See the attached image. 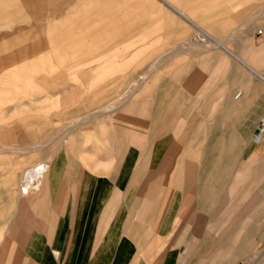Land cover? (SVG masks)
<instances>
[{
	"label": "crops",
	"instance_id": "obj_1",
	"mask_svg": "<svg viewBox=\"0 0 264 264\" xmlns=\"http://www.w3.org/2000/svg\"><path fill=\"white\" fill-rule=\"evenodd\" d=\"M98 1L78 6V0H0V34L44 32L46 45L54 47L56 41L79 55L127 40L119 37L144 24L128 20L141 15L142 0L95 5ZM104 19L116 21L100 22ZM162 60L158 56L153 66ZM78 65L64 63L68 69ZM256 73L259 77L239 83L238 97L232 79L176 82L175 93L170 98L167 91L161 104L116 114L90 142L68 143L50 165L39 162L46 167L35 189L42 188L44 199L24 203L31 213L24 218L26 244L13 264L193 261L189 248L208 243L207 203L201 198L206 154L211 151L217 165L235 163L239 146L260 156L255 132L264 118V75ZM147 81V76L135 80ZM174 117L179 119L178 157L170 127Z\"/></svg>",
	"mask_w": 264,
	"mask_h": 264
},
{
	"label": "rangeland",
	"instance_id": "obj_2",
	"mask_svg": "<svg viewBox=\"0 0 264 264\" xmlns=\"http://www.w3.org/2000/svg\"><path fill=\"white\" fill-rule=\"evenodd\" d=\"M138 5L141 15L128 19L144 23L137 32L94 53L75 55L56 41L50 47L44 32L0 34V264L21 259L24 218L31 215L24 203L44 199L41 187H27L29 194L20 196L28 169L43 161L50 165L68 143L90 142L116 114L161 104L167 91L170 98L175 93L176 82L232 79L238 95L240 82L259 77L256 72L264 75V0ZM158 56L163 60L155 67ZM64 63L79 65L68 69ZM139 76L148 81L135 82ZM176 115L175 110L171 116ZM170 124L178 157L179 119ZM256 143L260 156L239 146L235 163L212 164L211 151L206 154L201 198L207 203L208 243L189 248L194 257L187 264H264V139Z\"/></svg>",
	"mask_w": 264,
	"mask_h": 264
},
{
	"label": "bare ground",
	"instance_id": "obj_3",
	"mask_svg": "<svg viewBox=\"0 0 264 264\" xmlns=\"http://www.w3.org/2000/svg\"><path fill=\"white\" fill-rule=\"evenodd\" d=\"M200 32H204V31L200 30ZM45 167L46 166H44V165H39V166L35 167L33 170L27 172V174L25 176L26 184L23 187L22 194L26 193L28 191L27 187H30V188H36L37 187V182L39 181L38 179L43 174V170Z\"/></svg>",
	"mask_w": 264,
	"mask_h": 264
},
{
	"label": "built area",
	"instance_id": "obj_4",
	"mask_svg": "<svg viewBox=\"0 0 264 264\" xmlns=\"http://www.w3.org/2000/svg\"><path fill=\"white\" fill-rule=\"evenodd\" d=\"M260 33H261V31H260ZM238 96H239V93L236 97H238ZM255 133H256L255 139L257 141H261L262 139H264V118L260 121Z\"/></svg>",
	"mask_w": 264,
	"mask_h": 264
}]
</instances>
